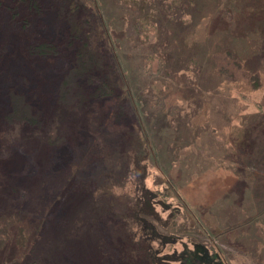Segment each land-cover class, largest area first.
Wrapping results in <instances>:
<instances>
[{"label":"rangeland","instance_id":"obj_1","mask_svg":"<svg viewBox=\"0 0 264 264\" xmlns=\"http://www.w3.org/2000/svg\"><path fill=\"white\" fill-rule=\"evenodd\" d=\"M30 1L14 12L17 1L4 0L0 9L8 15L0 25V213L20 211L26 229L25 246L0 251V264H91L92 251L104 254L102 264L125 263L126 254L131 264H264V0H143L154 13L142 22L144 45L134 27L142 0H79L60 12L44 2L33 13ZM69 26L80 28L71 42ZM38 40L69 47L49 57L30 51ZM69 63L77 69L65 105L78 108L61 118L57 92ZM98 86L114 89L112 98L90 101ZM10 93L23 98L25 120L9 118ZM130 124L147 142L142 189L124 149ZM40 133L55 136L28 146ZM80 186L110 211L89 249L75 230L88 237L91 224L70 228ZM143 199L152 211L138 218L154 236L139 240L126 226ZM51 225L55 244L33 259L39 252L28 250Z\"/></svg>","mask_w":264,"mask_h":264},{"label":"trees","instance_id":"obj_2","mask_svg":"<svg viewBox=\"0 0 264 264\" xmlns=\"http://www.w3.org/2000/svg\"><path fill=\"white\" fill-rule=\"evenodd\" d=\"M14 1V0H13ZM17 1L15 4V8H14V12H16V10H18V6L20 5L19 0H15ZM39 2L37 3V0H32L29 3V7L28 9H30V12H37L38 10H41V3L46 2V4L48 5H53L51 8V10H54V12H60V11H64L65 9H70V8H76L79 7V0H38ZM134 2H138V0H132ZM171 5L173 6V4H175L177 2V0H169ZM3 2L4 0H0V9H4L3 7ZM146 4L147 2L145 1H141L140 4V9L142 10V13L140 14L139 17H137L136 19H134V27L136 30V35H137V39L139 40V43L144 45L146 44L147 40H146V36L144 37V39H141V35L142 33H146L148 34L149 31L146 30H142V22L143 21H147L150 22L152 21V19L154 18V13L153 16L151 14V12H148L145 10L146 7H144V4ZM2 4V5H1ZM64 4V6L62 5ZM144 8V9H143ZM49 9V7L47 8ZM73 12L71 11V13L69 14V21L68 23H72V17H73ZM164 13V12H163ZM164 16L168 15V14H163ZM24 17L25 22H28L29 19H27L28 14L22 12L21 17ZM8 17L6 11H4L2 14H0V25H4V20L3 18ZM152 18V19H151ZM65 20H67V18H65ZM46 27H49V22L47 24H44ZM70 28L68 30L65 31V34H68V40L71 42L72 39H75L74 35H71L72 33L75 34L76 36H79V32H80V28H78L77 30H75V27L73 26L71 28V26H69ZM47 30L45 31L47 34L49 33L48 28H46ZM54 33L55 36H59V32L58 30H55L53 28H51ZM53 37V36H50ZM145 40V41H144ZM37 41V40H36ZM62 41V40H61ZM39 42V40H38ZM70 42L68 44H70ZM4 43V39L0 33V45H2ZM33 46V49L30 50L33 53H41L44 54L45 56H49L52 57V54H56L57 50L60 47V50H62L61 48L63 47V50H65L66 48L69 47V45H64L61 44L59 45V47H56L54 44H52L49 41H45V40H41L39 43L34 44L31 43ZM34 44V45H33ZM153 49V48H152ZM149 50V48H148ZM93 51V50H92ZM153 51V50H152ZM30 53V52H29ZM88 53L87 50L85 49V46L83 47V50H79V52L77 53L76 56V60L78 62L79 60V66L81 63H84L85 57L84 55ZM91 56L94 55V52L90 53ZM156 56H158V54H155ZM55 57V56H54ZM60 58V57H58ZM88 64V63H87ZM67 66V65H66ZM77 69V64H68L65 74L63 76V78L61 79V84H59L58 87V92H57V99H56V103L59 106H55L56 111L60 110L61 111V118H66L67 115H75V111L77 110L78 106H69L72 102H68V106H66V96L70 95L69 93L71 92V89L73 87V89L75 88L74 83H71L74 74H75V70ZM93 75H96V72L93 73ZM91 84H93V82H91ZM87 89V87H86ZM114 93V89H106L103 88V86H98L95 88L94 92L91 93L90 96V101H99V102H103L104 100H108L110 98H112V94ZM70 98V97H68ZM73 98H76V96H74ZM22 97H18L15 96V94L10 93V98H9V106H12V112L9 114V118H18L19 120H25L24 118H26L27 116V109L25 107L24 101L22 100ZM64 105V106H60V105ZM122 107H120L121 109ZM8 117V115H7ZM32 119H34L33 117L29 116L28 117V121H32ZM34 122V121H33ZM127 128H129L130 130H126L124 133V138H125V144L126 146L124 147V149H129V153H130V160L132 161V165H133V172H135V184L140 186V188H143V180L145 177L144 174V166H142V162H145L148 156V149H147V142L145 144L144 139L141 136V133H138V129L135 128L134 126H132L130 124V126H128ZM43 133H40L39 139L36 137L30 138L27 140V145H29V141H31L33 143V141L36 140H40V141H46L47 143L49 141H52V138L55 135H50V133H44V135L42 136ZM54 141V140H53ZM8 142V141H7ZM123 147V144H122ZM28 150V148L24 149V148H20V151L22 152H26ZM9 165V164H8ZM81 187V186H80ZM83 189H79L77 194L73 195V201H74V207L73 210L72 208L69 210V216L73 217L74 219L70 221V228L71 229H75V228H86L88 225H90L88 231V237H85L83 233H81L80 230H75L77 236H75L76 238H79L77 240V243L79 244L80 242L82 243L81 245H83L84 248L89 249V246H93V247H98L99 246V240L98 238L95 236V232H99L100 231V227H101V223H102V219L104 218V213L103 211L106 210L108 212V214L110 213V211L106 208V209H101L99 205H97V201L95 199V195H94V190L90 189L88 191H85V188L87 187H81ZM90 195V196H89ZM143 201L145 202V208L143 210H141L140 208H137V206L139 207L140 205V200H136L133 203V208L129 209V223H130V227L126 226V230L128 232H133L135 234H138V239L139 240H143L145 237H153L154 236V227L146 222H143L141 219H139V216H146V219L149 216L147 210H150V203L147 202L148 200L143 199ZM111 207H114V205H111ZM6 209V208H5ZM141 212H140V210ZM89 216L91 219V223L83 220L81 218V216ZM23 216L20 211H15V210H9V211H2L0 213V251L2 250H6L9 247H12L15 250H20V248H23L25 246V239H26V229H25V224L22 222L23 220L20 219V217ZM64 217V216H63ZM60 218V221L62 220L67 222V224H69V219L67 218ZM74 223V224H73ZM60 227V224L58 225ZM63 226V225H62ZM54 229H57L56 226L51 225L50 227H48L47 229H45L42 233V236H40V240L37 242V247L34 248L32 247L30 250H28V252H39V255H36L34 253L33 259H37L38 256H40V252L43 253L44 256H46L49 253V248L52 247L55 244V241L51 240V238L56 235L58 232H55ZM63 229H65L63 227ZM83 234V235H82ZM45 238V239H44ZM85 239L88 240L87 243H85ZM35 246V245H34ZM38 249V250H36ZM48 249V250H47ZM99 250V249H98ZM27 252V254H28ZM123 252V249H122ZM121 253V252H120ZM92 257H91V264H94L93 262H96V264H102L103 262L101 261V258L99 257V255H104L103 253H101V251H98V255L96 254V252H91ZM121 255V254H120ZM147 255L149 258H151V253L147 252ZM82 256L85 258L84 254H83V250H81L77 256V258L79 260H82ZM96 257V258H95ZM125 260V263L122 264H131L133 263V258L129 255H123L122 256ZM38 260V259H37ZM113 260V258L111 259V261ZM110 261V262H111ZM116 261H120L119 258L116 259ZM121 262V261H120ZM183 264H219L213 261V258L210 261H204V263H200L199 259L197 257H190L189 259L184 258L183 260ZM43 263V262H42ZM22 264H29V261H25V263L23 262Z\"/></svg>","mask_w":264,"mask_h":264}]
</instances>
